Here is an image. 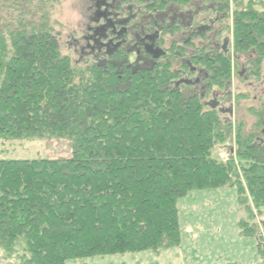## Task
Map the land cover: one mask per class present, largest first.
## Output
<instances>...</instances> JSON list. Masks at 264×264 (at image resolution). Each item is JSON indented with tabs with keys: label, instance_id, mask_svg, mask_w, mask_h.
I'll return each instance as SVG.
<instances>
[{
	"label": "trees",
	"instance_id": "trees-1",
	"mask_svg": "<svg viewBox=\"0 0 264 264\" xmlns=\"http://www.w3.org/2000/svg\"><path fill=\"white\" fill-rule=\"evenodd\" d=\"M195 1L220 5L228 16L232 11L233 51L264 84V0H127L158 12ZM58 4L0 0V140H68L71 149L68 159H0V247L24 246V264L175 247L179 200L226 186L240 196L248 191L259 212L264 139L256 131L264 128V98L259 108L246 109L256 118L254 129L240 123L237 150L218 162L212 153L229 139L230 122L198 97L171 89L170 63L123 74L76 62L50 25ZM221 62L218 75L225 78L231 66ZM241 227L257 235L248 222Z\"/></svg>",
	"mask_w": 264,
	"mask_h": 264
},
{
	"label": "flooded vegetation",
	"instance_id": "flooded-vegetation-1",
	"mask_svg": "<svg viewBox=\"0 0 264 264\" xmlns=\"http://www.w3.org/2000/svg\"><path fill=\"white\" fill-rule=\"evenodd\" d=\"M93 1L94 17L89 19L83 57L88 56L104 69L116 67L123 74L152 71L165 60L175 75L171 89L187 98L198 97L204 108L216 112L219 118L230 119L232 125V98L236 93L232 67L235 71L240 63L237 74L247 81L250 70L240 61L242 57L232 53V40L226 32L231 26L227 28L228 13L222 6L204 8L192 3L190 10L169 6L158 12L143 10L127 0ZM161 50L165 54L157 58ZM220 60H227L231 66L225 78L218 75ZM248 86L257 90L259 97L255 100L264 98L262 82Z\"/></svg>",
	"mask_w": 264,
	"mask_h": 264
},
{
	"label": "rangeland",
	"instance_id": "rangeland-1",
	"mask_svg": "<svg viewBox=\"0 0 264 264\" xmlns=\"http://www.w3.org/2000/svg\"><path fill=\"white\" fill-rule=\"evenodd\" d=\"M93 0H59V4L55 5L50 18V25H52L57 33H61L62 47L64 52L70 55L76 62L85 61L88 65H93L95 61L91 58L83 57V47L86 42L84 40L85 36L89 34L88 27L91 25L90 18L94 17ZM199 7H213L217 6L215 3H199ZM245 3H248L246 0ZM175 6V5H174ZM180 7V6H179ZM234 7V6H231ZM182 11L190 10L189 5H184L180 7ZM234 9V8H233ZM208 10V9H207ZM261 10V8H259ZM232 11L228 19L225 21L227 28L229 25L232 27ZM233 41L232 28L226 31ZM165 38V37H164ZM166 41L169 38H165ZM169 43V42H168ZM167 43V45H168ZM232 53H234L232 48ZM165 63V60H163ZM242 62L246 63V67H249V63L241 58ZM239 61V62H240ZM240 65L236 64V66ZM235 66L232 67V87L235 88L236 93L232 98V104L234 106V113L232 114V130L229 139L224 143L217 145L213 150L212 157L218 162H225L232 156L237 150V144L235 141V134L240 123H243L245 131H250L254 129V124L257 122L254 116L246 110L247 108H259L262 105V99L255 100V97H259L257 90L251 89L248 84L256 83V80L252 77L247 81L243 77L240 78L237 74L239 68ZM260 81L259 83H261ZM263 83V82H262ZM262 86H260L261 88ZM245 95L249 99L237 100L238 95ZM264 94H261V96ZM227 106V105H226ZM229 118V117H227ZM220 120L230 122V119H225L224 116L220 117ZM258 136L264 139V128L261 127L256 131ZM71 156L70 142L68 140H49V141H4L0 140V159H20V160H39V159H68ZM245 188V183H243ZM246 190V189H245ZM193 193L205 194V196H200L203 199L200 202V215L196 217L197 222L201 224V228H207L208 240L210 237L211 241L216 239H221L219 243L218 252L224 257L232 256V264H264V253L260 254V248L264 247V206L257 212L253 202L252 196L248 191H245L243 196H240L238 189L233 186H226L214 191H194L191 192L186 197L189 200L192 198ZM213 193L217 194L216 199H212V202H208L207 194ZM240 198H246L247 203L242 204ZM183 199L179 200V222L181 220L182 229L185 231L186 227L190 224H183V218L181 217L182 209L181 202ZM244 200V199H243ZM249 207V210L247 207ZM185 214H189L186 212ZM213 214H227L220 216H215ZM252 216V218L250 217ZM254 217V218H253ZM248 222V224L253 225L256 228V236H248L244 233L241 224ZM217 227V228H214ZM260 237V239H258ZM190 241H192V235H190ZM260 243L262 245H260ZM212 244V243H211ZM259 246H261L259 248ZM212 252L215 253L216 250L213 247ZM153 250H145L138 253H127V254H116L111 256H97L92 259L80 260L71 262L70 264H135V262L130 261L131 257L148 256ZM256 253V254H254ZM258 253V255H257ZM257 256V257H256ZM259 256V258H258ZM200 260V257H197ZM29 259V254L25 251L24 246L16 248L12 252H7L2 247H0V264H24L23 260ZM242 259V260H241ZM236 260V261H235ZM143 264H166L164 259L151 260L147 257L142 259ZM235 261V262H234ZM238 262V263H237ZM139 263V264H142ZM138 264V263H137Z\"/></svg>",
	"mask_w": 264,
	"mask_h": 264
},
{
	"label": "crops",
	"instance_id": "crops-1",
	"mask_svg": "<svg viewBox=\"0 0 264 264\" xmlns=\"http://www.w3.org/2000/svg\"><path fill=\"white\" fill-rule=\"evenodd\" d=\"M207 201L212 202L218 196L213 193H206ZM200 196H205V194L193 193L192 198L189 200L188 197L182 198L181 202V217L183 218V224H190L186 227L184 231L182 229V224L180 220V231H181V241L178 246L164 248L163 250L153 251L148 256H145L151 260L164 259L166 264H232V256L223 257L219 252L218 245L222 241L221 239H216L211 241L210 237L208 240L207 228H201V224L197 222L196 217L200 215V212L204 209H200V202L203 198ZM206 197V196H205ZM213 199V200H212ZM198 200V201H197ZM215 201V200H214ZM178 211L180 214L179 203ZM188 212L189 214H185ZM215 216H222L227 214H213ZM217 228V227H214ZM190 235H192V241H190ZM212 243V244H211ZM213 247L216 250L215 253L212 252ZM145 254V253H144ZM143 252L140 255H144ZM256 254V253H254ZM258 255V253H257ZM143 256L131 257L130 261H134L135 264L142 263ZM200 257V260L197 258ZM257 257V256H256ZM259 258V256H258ZM242 260V259H241ZM236 261V260H235ZM234 261V262H235ZM238 263V262H237ZM143 264V263H142Z\"/></svg>",
	"mask_w": 264,
	"mask_h": 264
},
{
	"label": "water",
	"instance_id": "water-1",
	"mask_svg": "<svg viewBox=\"0 0 264 264\" xmlns=\"http://www.w3.org/2000/svg\"><path fill=\"white\" fill-rule=\"evenodd\" d=\"M165 53L161 50L160 53H158L157 58H159L160 56L164 55ZM214 108V107H213Z\"/></svg>",
	"mask_w": 264,
	"mask_h": 264
}]
</instances>
